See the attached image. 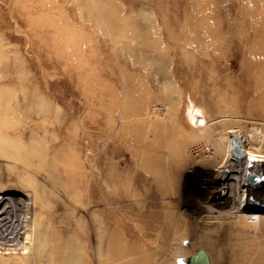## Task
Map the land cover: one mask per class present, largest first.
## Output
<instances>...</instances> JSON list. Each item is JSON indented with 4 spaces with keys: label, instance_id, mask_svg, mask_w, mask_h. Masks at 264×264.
I'll return each instance as SVG.
<instances>
[{
    "label": "rangeland",
    "instance_id": "374dc122",
    "mask_svg": "<svg viewBox=\"0 0 264 264\" xmlns=\"http://www.w3.org/2000/svg\"><path fill=\"white\" fill-rule=\"evenodd\" d=\"M260 162L264 0H0V264L34 227L74 264L98 234L101 264H227Z\"/></svg>",
    "mask_w": 264,
    "mask_h": 264
},
{
    "label": "bare ground",
    "instance_id": "6f19581e",
    "mask_svg": "<svg viewBox=\"0 0 264 264\" xmlns=\"http://www.w3.org/2000/svg\"><path fill=\"white\" fill-rule=\"evenodd\" d=\"M159 109H161L160 106H154L155 111H159ZM260 164L261 173L264 175V164L261 162ZM250 211L251 210L249 209V212ZM250 215L252 217L257 216L259 220V223L254 225L252 232L247 231V228H243L244 226H241L235 232L229 230V225L224 229L227 264H264V200L258 205L256 212H250ZM96 238L97 253H99L97 262L101 264L100 260H103L101 259V254L104 239L101 234H98ZM80 239L83 243L86 241V236L83 235ZM23 244L25 247L22 249V255L20 258L24 264H74L70 255V248L68 247L69 239H61L56 234L46 237L43 232L38 231V229L34 227L25 233ZM112 247L116 248L115 246ZM80 248L83 250H79V264H87V250L83 245ZM73 253H75V251ZM186 257H184V259ZM184 259L180 263H182ZM76 264L78 263L76 262ZM215 264H220L218 259L215 261Z\"/></svg>",
    "mask_w": 264,
    "mask_h": 264
},
{
    "label": "water",
    "instance_id": "95a60500",
    "mask_svg": "<svg viewBox=\"0 0 264 264\" xmlns=\"http://www.w3.org/2000/svg\"><path fill=\"white\" fill-rule=\"evenodd\" d=\"M231 156L232 158L238 160V155L240 153L237 141H233L231 144ZM227 174V169H223L220 178H225ZM252 173L247 172L245 175L246 180L253 181ZM180 264H207V256L204 250H198L193 255L186 257L184 261Z\"/></svg>",
    "mask_w": 264,
    "mask_h": 264
},
{
    "label": "built area",
    "instance_id": "2783aa9c",
    "mask_svg": "<svg viewBox=\"0 0 264 264\" xmlns=\"http://www.w3.org/2000/svg\"><path fill=\"white\" fill-rule=\"evenodd\" d=\"M206 149H208V147H206Z\"/></svg>",
    "mask_w": 264,
    "mask_h": 264
}]
</instances>
